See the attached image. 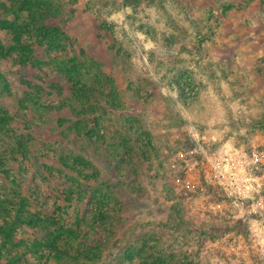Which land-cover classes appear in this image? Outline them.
<instances>
[{"label": "rangeland", "instance_id": "374dc122", "mask_svg": "<svg viewBox=\"0 0 264 264\" xmlns=\"http://www.w3.org/2000/svg\"><path fill=\"white\" fill-rule=\"evenodd\" d=\"M50 3L58 16L46 23L61 21L63 38L45 39L48 58H37L38 26L0 0V81L11 93L0 92V201L10 213L0 209V264H81L43 245L60 224L102 243L95 264H264V225L229 224V212L210 209L193 155L196 133L216 147L264 137V0ZM95 62L123 105L97 128L95 116L22 104L59 105L53 84L100 83ZM76 121L91 131L69 132ZM12 138L27 155L11 152ZM97 208L107 217L76 228ZM28 216L42 224L27 226Z\"/></svg>", "mask_w": 264, "mask_h": 264}, {"label": "trees", "instance_id": "16d2710c", "mask_svg": "<svg viewBox=\"0 0 264 264\" xmlns=\"http://www.w3.org/2000/svg\"><path fill=\"white\" fill-rule=\"evenodd\" d=\"M9 1L15 3L16 12H19L20 15L21 13L24 14L26 19L31 20V23H27L29 25V28L33 27L34 25L38 26L39 29L38 33H40V38L36 41L38 47L36 48L29 47L30 56L37 58L38 57L48 58L46 56V52L51 48V46L48 45L47 43H44V40L52 39L57 36L59 38L61 37L63 38V34L61 33L63 28L60 26L61 21H59V23L55 25H49L46 23L48 19L58 16L57 13H54V11L56 10L55 7L51 6L50 0H9ZM232 7L233 5H228L225 6V9H230ZM16 12L14 11V13ZM69 40L71 41L70 38ZM85 63L87 65H84L82 63L80 64L79 69L78 67H76V69H78L79 74H82L84 72V70H82L81 67L86 66L85 68H87L90 66L88 61H86ZM94 64L97 65L96 70L98 71V73L96 75V78L100 79L99 81L100 83L94 84L84 79L83 81L80 80L81 84L79 86H75L74 84H72L71 86L65 87L62 85L53 84L54 91L58 93L59 96L61 95L65 96L63 98V100L65 101H61L59 105H54V104L45 105L43 103H39L37 100L31 101L33 98L32 99L25 98L23 100L21 99L22 104L24 103L30 104L31 108H33L35 111L43 112V113H47L45 111H49V110H57L59 113H64L66 109H68V111L70 110L72 115H78V116L82 115V117L88 116L89 118L95 116L93 119V123L95 125L94 128H97L100 124L101 114L107 113L110 109L122 110L123 105H122V101L120 100L121 99L120 95H118L119 90L116 89V87H112V89L115 90L116 100L109 101L110 99H112L111 93L113 90H108L102 85L106 80H105V73L103 72V68L101 67V63L95 62ZM71 75L73 74L69 73V76ZM6 85L8 86L7 82ZM6 85L3 81H0V92L1 93L6 92L7 94L10 95L11 93L8 87H6ZM107 91H109V93ZM25 95L31 96L30 94H25ZM103 102L106 104L107 109L103 108ZM100 108L102 110H100ZM7 115L8 113L0 108V132L4 131V124H6V119L3 117ZM61 123H63V121H61ZM85 124H86L85 128H83L80 126L81 121H76V123L73 126L69 127V129L67 130L69 132H71V130H75L76 132L79 133V136H82L85 133H89L90 130V123L86 122ZM16 146L19 147V150L21 152L25 153L24 155L28 154V153L26 154L27 146L25 145V143L23 141L15 140L12 138L11 141L8 142V147L9 149L11 148L12 153H15ZM2 203L7 204L6 201H0V209L3 211L4 214H10L8 208L4 207ZM25 207L26 204L24 203V208ZM18 213L22 216L21 211H19ZM106 217H107V213L105 211H102V209L97 208L93 214L92 219L90 220L78 219L76 228H82L83 225H85L86 227L88 226L90 227L100 218L103 219ZM15 220L19 221L20 217L19 216L15 217ZM26 220L27 221L24 224H27V226L29 227H36L37 225L42 224L40 220L32 219L30 216H28ZM50 224L52 225V223ZM53 224L58 225V223L55 221H53ZM13 226L14 223L6 222V229L5 230L3 229V231L7 236H9V233H11ZM63 232L64 233L68 232L69 238L67 237L66 238L67 241L64 242L66 246L62 247L60 245L61 244L60 242L63 241H61L60 237L63 235L62 234ZM55 234L56 235H49L48 237L51 238L47 239V241H43V245L49 246L51 250H54L59 260H64L65 258H72V259H76L81 264L84 263L95 264L97 257L102 252L101 249L103 248V245L100 241H95V240L91 241V239H89L87 235L79 237V231H76V229L73 228L65 227V225L63 224L59 225V229L55 231ZM81 239H84L85 241H82ZM81 242H86L87 246L85 248H82L80 244ZM88 248L94 250L96 255H92Z\"/></svg>", "mask_w": 264, "mask_h": 264}, {"label": "built area", "instance_id": "2783aa9c", "mask_svg": "<svg viewBox=\"0 0 264 264\" xmlns=\"http://www.w3.org/2000/svg\"><path fill=\"white\" fill-rule=\"evenodd\" d=\"M194 136L195 166L201 168V193L210 209L229 212V224L264 225V138L216 147L204 135Z\"/></svg>", "mask_w": 264, "mask_h": 264}, {"label": "crops", "instance_id": "0c3cea01", "mask_svg": "<svg viewBox=\"0 0 264 264\" xmlns=\"http://www.w3.org/2000/svg\"><path fill=\"white\" fill-rule=\"evenodd\" d=\"M166 110H167V108H166ZM260 138H264V137H263V136H261V137H259V139H260Z\"/></svg>", "mask_w": 264, "mask_h": 264}]
</instances>
